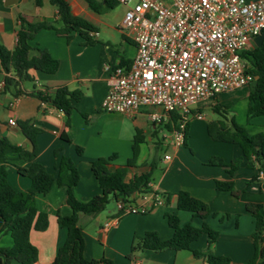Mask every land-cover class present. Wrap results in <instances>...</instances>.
Here are the masks:
<instances>
[{
	"label": "crops",
	"instance_id": "0c3cea01",
	"mask_svg": "<svg viewBox=\"0 0 264 264\" xmlns=\"http://www.w3.org/2000/svg\"><path fill=\"white\" fill-rule=\"evenodd\" d=\"M66 1L73 16L93 26L96 35L91 39L95 43L86 45L85 39L77 32L66 38L57 36L51 29L37 31L30 42L32 49L29 56L37 57V50H46L59 62L58 70L51 75L29 71V79L19 82L18 92L13 87L2 88L0 137L30 152L32 145L21 132L19 124L28 122L37 129L35 162L56 178L60 160L70 159L79 174L73 195L82 203L101 194L91 172V163L99 159H111L106 166L109 172L126 167V182L147 173L154 164L149 191L135 193L129 201L138 207L148 202L152 194L163 198L162 205L145 214L119 216L114 205V211L109 210L107 214L103 210L80 215L83 258L88 261L105 258L117 264H207L205 258H196L192 253L206 250L205 235L191 243L190 250H145L138 252L130 262L125 259L133 240L147 232L156 233L164 241L172 237L166 214L177 216L180 226L201 227V219L177 209V194L184 191L205 203L210 210L204 222L217 233V239L210 247L211 253L229 258L230 264L247 263L254 255L252 236L255 220L246 210V205L253 203L264 207V177L259 178L256 169L247 168L244 164L233 174L223 167L208 164L212 158L229 164L241 156V150L232 143L211 138L209 129L222 128L224 124L219 119H207L204 109L210 108L214 112V106H225L233 114L240 111V120L250 135L264 133V117L247 118L249 93L236 94L240 87L199 102L192 113L201 114L202 118L190 119L184 145L180 147H176L171 138L176 124L171 120L173 115L164 116L160 108L142 107L134 116L103 112L101 104L113 68L129 66L135 56L134 44L119 30L126 8L115 5L96 13L85 0ZM21 18L32 25L59 26L57 9L48 0H41L38 5L34 0H0V44L8 51L16 47ZM263 38L264 32L253 39L249 49L264 46ZM6 76L17 80L13 73L5 74L0 67V84L4 83ZM62 87L81 95L73 103L69 115L34 95L44 92L52 97ZM153 114L163 115L161 121H152ZM9 120H14L16 125L10 126ZM78 148L80 154L77 153ZM129 162L131 165H128ZM29 165L28 161L14 153L6 155L7 181L15 191H26L31 187V181L17 171V168ZM216 181L232 182L239 192L238 197L217 190ZM35 207L48 216L45 230H33L29 234V241L37 251L35 264H52L67 238V231L57 223V215H72L66 203L65 188L54 182L47 194L36 195ZM11 246L10 234L0 233V248Z\"/></svg>",
	"mask_w": 264,
	"mask_h": 264
},
{
	"label": "trees",
	"instance_id": "16d2710c",
	"mask_svg": "<svg viewBox=\"0 0 264 264\" xmlns=\"http://www.w3.org/2000/svg\"><path fill=\"white\" fill-rule=\"evenodd\" d=\"M48 1L57 9L58 27L47 24L32 25L21 18L14 50L8 51L0 44V67L5 74L13 73L17 78L15 80L6 76L4 89L13 87L18 92L19 82L29 79V71H40L48 75L57 72L59 62L51 57L46 50H37L39 53L37 57L29 56L32 49L30 42L37 31L51 29L57 36L66 38H69L71 33L77 32L85 39L86 45L95 43L90 37V33L94 31L93 26L86 20L73 16L66 0ZM34 2L38 5L41 0H34ZM85 2L96 13H100L102 8L110 9L118 5L116 0H85ZM241 57L247 62L248 73L252 76V81L248 84L250 103L247 109V118L264 117V46L247 50L241 54ZM34 95L43 102H51L55 108L66 115L71 113L73 103L81 97L79 92H69L64 87L59 88L52 97L44 92H37ZM220 109L226 110L227 107L214 106L213 108L215 113H218ZM176 119L177 117L173 114L171 120L174 122ZM229 122L232 130L226 127L209 129V134L215 141L236 144L241 150V156L229 164H224L218 158L210 159L208 164L223 167L229 174H233L240 165L244 164L245 167L256 169L264 174V133L249 135L244 129L235 125L232 120ZM19 128L32 145L30 152L13 146L0 137V233H9L12 239L11 248H0V264L36 263L37 251L29 241V234L33 230H45L48 225V216L37 211L35 197L47 194L54 182L65 188L66 203L71 208L72 215L68 217L57 215V223L60 228L67 231V238L59 247L52 264H117L105 258L90 261L83 258L82 227L79 224V216L103 211L109 201L115 203L118 198L124 200L135 193L149 191L151 173L155 169V165L152 164L147 173L126 182V167L109 172L106 166L111 159H99L92 162L91 172L98 183L101 194L93 197L87 203H82L74 197L72 191L79 181L78 170L73 162L68 158H62L57 176L54 178L42 165L35 162V138L39 131L28 122L20 123ZM8 153H14L20 159L30 163L27 168H17L21 176L27 177L31 181V187L28 190L15 191L9 185L5 167ZM77 153L80 154L79 148ZM128 165H131V162ZM215 185L217 190L230 192L235 197L239 195L232 182L216 181ZM176 206L178 210L189 212L194 217L201 219L203 221L201 227L195 228L189 224L180 226L177 216L166 214L167 223L173 232L172 237L164 241L156 233L147 232L143 237L133 240L130 253L125 259L130 262L138 252L145 250H190L191 243L205 235L208 244L206 250L202 253L192 251L193 255L196 258H205L207 264H230L229 258L215 256L210 251V247L217 239V233L204 222L210 214L208 206L184 191L177 194ZM246 210L255 220V232L252 236L254 255L245 264H264V207L251 203L246 205Z\"/></svg>",
	"mask_w": 264,
	"mask_h": 264
},
{
	"label": "built area",
	"instance_id": "2783aa9c",
	"mask_svg": "<svg viewBox=\"0 0 264 264\" xmlns=\"http://www.w3.org/2000/svg\"><path fill=\"white\" fill-rule=\"evenodd\" d=\"M116 2L126 8L119 30L134 44L135 56L129 66L113 68L101 109L134 116L142 107H157L164 116L175 114L171 138L183 146L190 119L202 118L192 113L199 102L252 81L241 54L264 32V0ZM163 115L151 120L159 122ZM151 196L138 207L118 198L115 208L119 216L145 214L163 204L161 196Z\"/></svg>",
	"mask_w": 264,
	"mask_h": 264
},
{
	"label": "rangeland",
	"instance_id": "374dc122",
	"mask_svg": "<svg viewBox=\"0 0 264 264\" xmlns=\"http://www.w3.org/2000/svg\"><path fill=\"white\" fill-rule=\"evenodd\" d=\"M262 40H264V38ZM248 50H250V49L248 48ZM249 91H250V89H249V87L247 85V86L241 87L235 93L239 94V95H241V94L243 95V94L249 93ZM143 108H146V107H143ZM204 115H206L207 119H211V118L212 119H217V120L219 119V121L223 122L224 127L229 128L230 130H232L231 123L230 122L226 123L225 121L226 120H228V121L232 120L235 123V125H237L238 127L244 129L247 132V134H249L248 128L246 127V125H244L241 122L242 117H241V112L240 111H238V113H236V114L235 113L233 114L228 109H226V110L220 109V111L218 113H214L210 108H206V109H204ZM249 120H251V119H249ZM234 145H236V144H234ZM236 150H238L237 147H236ZM114 205H115V203L113 201H109L108 204L106 205L103 213L107 214V212L109 210H113L114 211Z\"/></svg>",
	"mask_w": 264,
	"mask_h": 264
}]
</instances>
